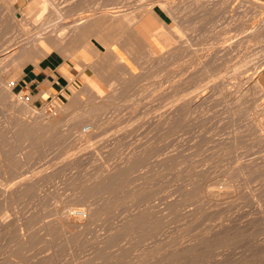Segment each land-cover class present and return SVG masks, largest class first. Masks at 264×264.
Listing matches in <instances>:
<instances>
[{"label": "rangeland", "instance_id": "obj_1", "mask_svg": "<svg viewBox=\"0 0 264 264\" xmlns=\"http://www.w3.org/2000/svg\"><path fill=\"white\" fill-rule=\"evenodd\" d=\"M34 1L0 0V52L20 35H34L56 10L67 25L73 18L96 19L108 14L106 10H118L125 21L118 15L121 23L110 24L100 16L96 23L121 27V36L135 24L131 28L150 41V24L135 18L155 10L163 23L155 19L156 25L175 42L171 47L159 44L160 52L173 48L176 53L172 51L164 64L142 55L137 65L119 45H112L135 76H125L128 82L115 76L119 79L112 78L111 86L103 85L92 70L97 58L86 47L68 58L54 50L23 67L0 64V74L9 75L5 86L16 96L7 99L0 87V264L17 259L21 264H264V136L254 129V121H263L264 115L251 111L253 85L250 92L237 94L222 88L226 84L234 91L243 76L253 74L254 83L263 89L255 102L264 107V0H226L225 6L215 0H191V6L168 0L174 2L172 11L164 6L167 0ZM143 7L149 13L144 14ZM12 13L28 15L26 30L13 23ZM107 28L95 31L108 36ZM183 42L187 45L180 48ZM61 67L67 68L71 80ZM33 72L39 81L58 73L66 80H59L62 88L57 91L49 88L42 102L34 96L26 102L22 96L27 90L20 85ZM12 81L18 84L15 88ZM88 84L102 95L115 91L107 108L71 109L69 120L57 126L30 124L43 117L53 121L59 108L80 91L88 101ZM190 90L210 96L193 112L185 108ZM25 103L30 111L22 107ZM75 118L92 125L94 134L82 140L78 131L76 137L71 132ZM75 211L85 215L76 226ZM23 237L30 240L22 242L25 247L19 243Z\"/></svg>", "mask_w": 264, "mask_h": 264}, {"label": "bare ground", "instance_id": "obj_2", "mask_svg": "<svg viewBox=\"0 0 264 264\" xmlns=\"http://www.w3.org/2000/svg\"><path fill=\"white\" fill-rule=\"evenodd\" d=\"M11 1V0H10ZM39 1V0H38ZM157 1H159V0H157ZM189 1H191V0H187V1H183V0H181V3L180 4H187V5H192V3H193V1H192V3L191 2H189ZM213 1V0H212ZM215 1H217V3H220V5L222 4V5H224V4H228L227 2H226V0H220V1H218V0H215ZM240 1V0H239ZM243 1V0H242ZM34 2H36V0L34 1ZM149 2V1H148ZM161 3H162V1H160ZM160 2L158 3V5H160ZM205 2V1H204ZM207 2V1H206ZM12 3V2H11ZM14 3V2H13ZM13 3H12V5H13ZM40 4H43L41 1L39 2ZM164 3V6H166V8H167V10H171L172 11V9H173V7H174V2H172V1H165V2H163ZM216 3V2H215ZM194 4V3H193ZM196 4V3H195ZM204 4V3H203ZM153 5L154 6H156L157 5V2H154L153 3ZM157 5V6H158ZM176 5V4H175ZM190 5V6H191ZM210 5V4H209ZM213 5V4H212ZM216 5V4H215ZM218 5V4H217ZM216 5V6H217ZM220 5H218V6H220ZM221 5V6H222ZM145 6H147V4H145ZM151 6V5H150ZM161 7H162V5H160ZM194 6V5H193ZM215 6V7H216ZM225 6V5H224ZM80 7V6H79ZM142 7V6H141ZM148 7V6H147ZM146 7V8H147ZM183 7V6H182ZM199 7V6H198ZM210 7V6H209ZM236 7V6H235ZM237 7H239L238 5H237ZM117 8V7H116ZM145 7H143V9H144ZM145 8V9H146ZM155 8V7H154ZM165 8V9H166ZM189 8V7H188ZM144 9V10H145ZM148 9V8H147ZM150 9H152V6H151V8ZM149 9V10H150ZM162 9V8H161ZM110 10V9H109ZM220 10V9H219ZM245 10V9H244ZM244 10H242V11H244ZM257 10V9H256ZM96 11V10H95ZM107 12H108V14H106L105 16H103V14H102V16L101 15H99L98 16V14H97V16L100 18V16L102 17V21L104 22V20H103V18L105 17V18H107V20H108V22L110 21V24H115V23H111V22H115V21H119L118 19H121L122 17H121V15L119 14V13H116L117 11H108V10H106ZM105 11V12H106ZM226 11V10H225ZM60 11L59 10H56L55 12H54V16H53V19L52 20H50V21H48V22H46V24L45 25H43V26H41L40 28H39V30L34 34V35H29V37H25V38H23L21 35H20V37H18L19 39L17 40V41H15L12 45H9L7 48L5 47V49L4 50H1V52H3V54L2 55H5L4 56V58H2V59H0V64L2 63V65L4 64V65H6V64H9V63H16V65H19V66H25V65H27L29 62H35V59L37 58V57H40V58H45V56H47V55H49L52 51H54V50H57V51H61V54L63 53L64 54V57H66V58H68L69 56H71L73 53H75V52H78L81 48H83V47H86V48H88V50H89V52L91 53V54H93V55H95L96 56V58H97V60H96V63L94 64V63H92L91 64V66H92V70L93 71H95L97 74H98V76H99V78L101 79V81H102V83H103V85H105V86H111V81H112V78H114L115 76H121V77H123V79H125V76H127V75H129V77H130V79L133 77V76H135V73H134V68L129 64V63H126L125 62V60H124V57H122L121 55H119L113 48H112V45H114V44H117V46L119 45L122 49H123V51H124V53H125V55L127 56V57H129V58H131L132 59V61H134L135 63H136V60H138V62H140L139 61V59L142 57V55H148V56H152V57H156V61L160 64L161 62H163V64H164V60H167L166 58L167 57H169V55L171 54V52L172 51H174L175 52V50L173 49V48H169L170 50L168 51V52H166V53H164V52H160L161 51V49H160V46L161 45H163V46H165V47H171L172 46V44L174 43L175 44V42H171L170 40H169V38H170V35H169V38L167 37L168 35L166 34V32L165 31H162V29H160L157 25H156V21H158L156 18L157 17H155L156 16V12H155V10H153V11H151L152 12V15H150L151 14V12H150V14H149V16H146V15H140V17L139 18H135V19H138V20H140V21H143V22H146L147 24H150L149 26V28L151 29V32H152V34L151 35H149V40L150 41H145L144 39H143V37H142V35H141V33H139L138 31H136V30H134V29H132L131 27L132 26H134V25H132L131 27L130 26H128L129 28H127L128 29V33L125 35V36H121V34H123L122 33V30L119 28V27H113V25H112V27H108V28H110L109 29V33H110V35H108V36H106L108 33H107V31H106V33L107 34H105V36H103V35H99V30H98V32L97 31H95V30H97L99 27H100V29L102 28L101 27V25H102V23L99 21V24H100V26L96 23L97 21H96V19L98 18L97 16V18L96 19H94V18H92V16H90V17H87V16H85L84 17V15H83V17L84 18H82V17H80L79 15V17L81 18H79V19H76V18H73V20H72V22H70L68 25L64 22V20H65V18L66 17H63V16H61V14L59 13ZM141 12V11H140ZM139 12V13H140ZM146 12H148V11H146L145 10V12H144V14L146 13ZM167 12V11H166ZM169 12V11H168ZM33 13V12H32ZM35 13V12H34ZM33 13V14H34ZM62 13H64V12H62ZM70 13V12H69ZM81 13V12H80ZM96 13H98V12H96ZM95 13V14H96ZM100 13V12H99ZM149 13V12H148ZM67 14V13H66ZM141 14V13H140ZM147 14V13H146ZM171 14V13H170ZM174 14V13H173ZM63 15V14H62ZM121 17V18H119V16ZM155 15V16H154ZM227 15V14H226ZM231 15V14H230ZM240 15H241V13H240ZM31 16V15H30ZM69 16H70V14H69ZM71 16H73L72 14H71ZM93 16H95L94 14H93ZM125 16V15H124ZM154 16V17H153ZM137 17V16H136ZM10 18H11V20L13 21V23H16V25H19V27H21V29H23V30H26V22L29 20V17H28V15L27 14H24V13H22V14H16V13H12L11 15H10ZM72 18V17H71ZM98 18V19H99ZM244 18V17H243ZM31 19V18H30ZM123 19L124 18H122V20H120L121 22H123ZM155 19H156V21H155ZM159 19V18H158ZM224 19V18H223ZM238 19V18H237ZM236 19V20H237ZM240 19V18H239ZM95 21V23H93V25L94 26H96V25H98L97 26V29H95L94 27H93V25H91V22L92 21ZM119 21V23H121ZM124 21H125V19H124ZM131 21V20H130ZM137 20H135L134 21V23L136 22ZM231 21V20H230ZM105 22H107L106 21V19H105ZM107 22V23H108ZM137 22H139V21H137ZM136 22V23H137ZM228 22V21H227ZM106 23V24H107ZM128 23V22H127ZM158 23H159V21H158ZM161 23H162V21H161ZM161 23H159V24H161ZM225 23V22H224ZM84 24V25H83ZM96 24V25H95ZM104 24V23H103ZM103 25V28L102 29H106L107 27H104V26H107V25ZM123 24V23H122ZM145 24V23H144ZM163 24V23H162ZM117 25V24H116ZM120 25V24H119ZM118 25V26H119ZM122 26V25H121ZM145 26H147L148 27V25H146L145 24ZM263 26V25H262ZM82 27V28H81ZM165 27V26H164ZM166 27H167V25H166ZM81 28V29H80ZM108 28H107V30H108ZM162 28V27H161ZM240 28V27H239ZM65 29H68V30H66V31H64ZM102 29H101V31H102ZM119 29H120V31H119ZM126 28H125V30H127ZM169 29V28H168ZM80 30V31H79ZM238 30V29H237ZM104 32H105V30H103ZM242 31V30H241ZM104 32H102V33H104ZM170 32V31H169ZM253 32V31H252ZM255 32V31H254ZM253 32V33H254ZM261 32V31H260ZM165 33V34H164ZM101 34V33H100ZM119 34H120V36H119ZM18 35V34H17ZM237 35V34H236ZM257 37V36H256ZM104 38H109V42H106V41H104L105 39ZM120 38H122L121 39V41L119 40ZM193 38V37H192ZM250 38V37H249ZM111 39V40H110ZM112 39H115V41H116V39L118 40L117 42H112ZM175 39V38H174ZM179 39V38H178ZM196 39V38H195ZM199 39V38H198ZM241 39V38H240ZM129 40H132V42L131 41H129ZM173 40V39H172ZM188 40V39H187ZM194 40V39H193ZM94 41H96L100 46H105V47H107L106 48V50L107 51H105V52H103V50L101 49V47H99L97 44H95L94 43ZM114 41V40H113ZM177 41V40H176ZM181 41V40H180ZM238 41H239V39H238ZM100 42V43H99ZM112 42V43H111ZM158 42V43H157ZM197 42H198V40H197ZM245 42V41H244ZM252 42V41H251ZM111 43V44H110ZM193 43H195V42H193ZM238 43V42H237ZM3 44V43H2ZM159 44H160V46H159ZM181 44V43H180ZM189 44V43H188ZM192 44V43H191ZM253 44H254V42H253ZM5 45V44H4ZM186 45H187V42H183L182 44H181V46L179 45V47L180 48H184V47H186ZM190 46V45H189ZM194 46V45H193ZM244 46V45H243ZM248 46V45H247ZM177 48V49H180V48ZM195 47V46H194ZM202 47V46H201ZM226 48H228L227 46H225ZM175 48V47H174ZM240 48V47H239ZM245 49V48H244ZM182 50V49H181ZM230 50V49H229ZM247 50V49H246ZM187 51V50H186ZM239 51V50H238ZM0 52V53H1ZM5 52V53H4ZM177 52H178V50H177ZM180 52V51H179ZM247 52V51H246ZM60 53V52H59ZM176 53V52H175ZM186 53V52H185ZM230 53V52H229ZM239 53V52H238ZM250 53V52H249ZM1 54H0V56H2ZM180 55V54H179ZM184 55V54H183ZM195 55V54H194ZM245 55H246V53H245ZM248 55V54H247ZM147 56V57H148ZM174 56H175V54H174ZM225 56V55H224ZM251 56V55H250ZM171 57V56H170ZM225 57H227V56H225ZM257 57V56H256ZM145 58H146V56H145ZM170 59V58H169ZM207 59V58H206ZM225 59V58H224ZM227 59V58H226ZM256 59V58H255ZM257 59H259L258 57H257ZM256 59V60H257ZM150 60V59H149ZM152 60V59H151ZM253 60V59H252ZM263 60V59H262ZM174 61V60H173ZM227 61V60H226ZM250 61V60H249ZM137 62V63H138ZM171 62V61H170ZM205 62V61H204ZM209 62V61H208ZM219 62V61H218ZM136 63V64H137ZM143 63V62H142ZM151 63V62H150ZM153 63H155V62H153ZM175 63V62H174ZM221 63V62H220ZM246 63V62H245ZM36 64V63H35ZM162 64V65H163ZM219 64V63H218ZM242 64V63H241ZM251 64V63H250ZM249 64V65H250ZM254 64V63H253ZM259 64H260V60H259ZM262 64H263V62H262ZM82 67H83V69L85 70L86 68H85V63L84 62H82L81 61V64H80ZM138 65V64H137ZM165 65H166V63H165ZM204 65V64H203ZM205 65H207V64H205ZM214 65H215V62H214ZM261 65V64H260ZM90 66V65H89ZM139 66H140V64H139ZM161 66V65H160ZM207 66H209V65H207ZM206 66V67H207ZM219 66V65H218ZM12 67V66H11ZM142 67V66H141ZM192 67V66H191ZM220 67V66H219ZM226 67V66H225ZM237 67V66H236ZM172 68V67H171ZM221 68V67H220ZM239 68V67H238ZM252 68H253V65H252ZM251 68V69H252ZM258 68H260V67H258ZM213 69V68H212ZM5 70V69H4ZM199 70H200V68H199ZM217 70V69H216ZM237 70V69H236ZM255 70V69H254ZM189 71V70H188ZM253 71V70H252ZM258 71V70H257ZM181 72V71H180ZM211 72V71H210ZM209 72V73H210ZM240 72V71H239ZM10 73V72H9ZM187 73V72H186ZM201 73V72H200ZM213 73V72H212ZM234 73V72H233ZM191 74V73H190ZM235 74V73H234ZM226 75H227V73H226ZM237 75V74H236ZM240 75V74H239ZM253 75V74H252ZM250 76V75H248V76H243L241 79H240V83H239V85H237V89L236 90H231V89H229V88H226V84H223L222 85V88L227 92H229L230 94H237V93H240V92H242L244 89L246 90V89H248V87L250 88V85L252 86H254V88H255V97H254V100H253V98H252V100H253V102H252V107H251V111H254L255 112V110L257 111V112H259L260 114H263L264 115V107H262L261 106V104H258V103H256L255 102V100L256 101H258V98H257V96L258 95H261V94H263L262 93V91H263V89L261 88V87H259V85H257V83H254V78H253V76ZM257 75V74H256ZM8 73H7V71H3V73H1L0 74V87L2 88V91H4V95H5V97L7 98V99H11V100H13V98H16V96H14L15 94L11 91V88H7L6 86V84H5V81L7 80V78H8ZM178 76V75H177ZM221 76H223V74H221ZM255 76V75H254ZM121 77H119V78H121ZM224 77V76H223ZM227 77V76H226ZM239 77H241V76H239ZM116 79H119V78H117V77H115ZM134 78V77H133ZM132 78V79H133ZM179 78V77H178ZM198 78V77H197ZM217 78V77H216ZM127 79V78H126ZM125 79V81H127ZM182 79V78H181ZM186 79V78H185ZM193 79H194V77H193ZM193 79H191V81L193 80ZM115 80V79H114ZM121 80H122V78H121ZM232 80V79H231ZM256 80V79H255ZM124 81V80H123ZM130 81V80H129ZM182 81V80H181ZM224 81V80H223ZM227 81V80H226ZM239 81V80H238ZM128 82V81H127ZM179 82V81H178ZM194 82V81H193ZM219 82V81H218ZM256 82V81H255ZM177 83V82H176ZM181 83V82H180ZM201 83V82H200ZM229 83V82H228ZM115 84V83H114ZM183 84V83H182ZM189 84V83H188ZM193 85L195 84V83H192ZM191 83L189 84V85H192ZM199 84V83H198ZM231 84V83H230ZM6 85V86H5ZM120 85V84H119ZM122 85V84H121ZM120 85V86H121ZM128 85V84H127ZM176 85V84H175ZM211 85V84H210ZM177 86H178V83H177ZM185 86V85H184ZM228 86V85H227ZM93 87H94V85H91V84H88V87H86L87 89H86V91H87V93H86V91L84 92V94H86V95H88V101H85V100H83L82 98H81V91L80 92H78V93H75V96H74V98H72L71 100V102L68 104V105H66V106H63L62 108H59V110H58V114L59 115H57L58 117H56V119H54L53 121L51 120V121H49V122H47L46 120V118H41L40 120H36V119H34L33 121H32V119H31V121L33 122H31L30 124H33V125H37V126H42V127H44V126H46V128L47 127H50V126H57V125H60V123L62 124V123H64L65 121H66V119H68L67 118V113L69 112V111H71V109L72 110H75V109H81V110H85V111H87L86 109H88L91 105H97V106H99V107H106L107 108V106L109 105V104H107V102L109 101V100H111L112 99V97L115 95V91H108L107 92V95H102V92L103 91H100V89H99V91H95L94 89H93ZM113 87V86H112ZM115 87V86H114ZM182 87V86H181ZM207 87H208V85H207ZM221 87V86H220ZM110 88V87H109ZM123 88H125V86L123 87ZM191 88L193 89L194 87H192L191 86ZM231 88V87H230ZM185 89V88H184ZM188 89V87H186V90ZM194 89H196V88H194ZM233 89V88H232ZM125 90V89H124ZM213 90V89H212ZM218 90V89H217ZM250 90H251V88H250ZM250 90L248 89V91L250 92ZM191 91V90H190ZM222 91V90H221ZM247 91V92H248ZM192 92V91H191ZM195 92H197V90L196 91H194L193 90V92H192V96H191V93H190V95L189 96H191V97H189L190 99L187 101V102H185V103H187V104H185V108L187 109V111L188 110H194V109H197V107L198 106H200L202 103H203V101H205L206 99H209V95H208V92H205V93H203V94H199L198 92L197 93H195ZM121 93V92H120ZM177 93V92H176ZM188 93V92H187ZM118 94V93H117ZM180 94V93H179ZM178 94V95H179ZM211 94V93H210ZM213 94V93H212ZM218 94V93H217ZM216 94V95H217ZM230 94H228V95H230ZM254 94V93H253ZM172 95V94H171ZM170 95V96H171ZM219 95V94H218ZM221 95V94H220ZM116 96V95H115ZM121 96H123V95H120V97ZM226 96V95H225ZM235 96V95H234ZM245 96V95H244ZM247 96V95H246ZM251 96V95H250ZM231 97V96H230ZM242 97H243V95H242ZM122 98V97H121ZM182 98V97H181ZM224 98V97H223ZM251 98V97H250ZM262 98V97H261ZM114 99V98H113ZM180 99V98H179ZM225 99V98H224ZM235 99H236V97H235ZM239 99H240V97H239ZM117 100H119V99H117ZM122 100H123V98H122ZM166 100V99H165ZM173 100V99H172ZM247 100V99H246ZM115 101V100H114ZM181 101V100H180ZM183 101V100H182ZM111 102V101H110ZM173 102V101H172ZM179 102V101H178ZM249 101H247V103H248ZM21 103V102H20ZM180 103V102H179ZM207 103V102H206ZM211 103V102H210ZM169 104V103H168ZM166 105V107L168 106L169 107V105ZM174 104V103H173ZM184 104V103H183ZM213 104V103H212ZM21 105V104H20ZM172 105V104H171ZM170 105V106H171ZM175 105H177V102H176V104ZM180 105H182V104H180ZM179 104H178V106H180ZM205 105V104H204ZM173 106V105H172ZM208 106V105H207ZM251 106V105H250ZM22 107H25L26 109H28L29 111L31 110V107H30V105H28L27 103H25V104H23V106ZM163 107H165V106H163ZM174 107V106H173ZM172 107V108H173ZM176 108H177V106H175ZM210 107V106H209ZM208 107V108H209ZM92 108H95V107H93L92 106ZM171 108V109H172ZM199 108V107H198ZM96 109V108H95ZM167 109V108H166ZM175 109V108H174ZM178 109H179V107H178ZM185 109V110H186ZM97 110H98V108H97ZM181 110H183V108L181 109ZM250 110V109H249ZM32 111H34V110H32ZM99 111H100V109H99ZM163 111H164V108H163ZM163 111H161L162 113H163ZM179 111H180V109H179ZM186 111V112H187ZM190 111V112H191ZM251 111L249 112V113H251ZM78 112H80V110H78ZM77 112V113H78ZM89 112V111H88ZM182 112V111H181ZM184 112V111H183ZM182 112V113H183ZM193 112V111H192ZM195 112V111H194ZM200 112V111H199ZM253 112V113H254ZM30 113H32V112H30ZM35 114H36V112H34ZM71 113L72 112H70V115H71ZM74 113V112H73ZM72 113V114H73ZM85 113V112H84ZM87 113V112H86ZM92 113V112H91ZM166 113H167V111H166ZM176 113V112H175ZM174 113V114H175ZM178 113V112H177ZM196 113H197V111H196ZM173 114V115H174ZM200 114V113H199ZM255 114H257V113H255ZM15 115V114H14ZM78 115V114H77ZM82 115H83V112H82ZM164 115V114H163ZM172 115V116H173ZM258 115V114H257ZM35 117H33V118H36V116L37 115H34ZM81 116V115H80ZM103 116V115H102ZM160 116V115H159ZM171 116V115H170ZM179 116H180V113H179ZM78 117H79V115H78ZM77 117V118H78ZM157 117H158V115H157ZM161 117H162V115H161ZM168 117H169V114H167L166 115V117H164L165 119H168ZM174 117V116H173ZM20 118V117H19ZM32 118V117H31ZM77 118H75V123H73V126L71 127V132L74 134V133H76V132H78V131H81V137H82V140H83V137H84V135H91V134H94V132H93V126L91 125L90 126V124H89V126H88V124H86L87 126H85L83 123H82V121H77ZM80 118V117H79ZM92 118V117H91ZM171 118V117H170ZM169 118V122H170V119ZM174 118H176V114H175V117ZM251 118H252V116H251ZM255 118V117H254ZM253 118V119H254ZM81 119V118H80ZM79 119V120H80ZM148 119V118H147ZM150 119V118H149ZM177 119V118H176ZM246 119V118H245ZM257 119V118H256ZM69 120V119H68ZM67 120V121H68ZM71 120H73V118L71 119ZM85 120V119H84ZM96 120V119H95ZM107 120V119H106ZM162 120V119H161ZM99 121V120H98ZM158 121H159V119H158ZM165 121V120H164ZM163 121V122H164ZM252 121V120H251ZM264 121V120H263ZM263 121H261V120H255L254 121V129L256 130V132H258V133H260V135L261 136H264V123H263ZM68 122H70V121H68ZM92 122V121H91ZM160 122V121H159ZM163 122H161V123H163ZM29 123V122H28ZM95 123V122H94ZM25 124V123H24ZM99 124V123H98ZM167 124V123H166ZM65 125V124H64ZM80 125H84L85 126V128H84V130H82V127H81V130L79 129L80 128ZM159 125V124H158ZM164 125V124H163ZM253 125V124H252ZM68 126V125H67ZM71 126V125H70ZM159 127V126H158ZM34 128V127H33ZM38 128V127H37ZM36 128V129H37ZM253 129V128H252ZM39 130V129H38ZM37 130V131H38ZM42 131V130H41ZM32 132V131H31ZM34 132V131H33ZM70 132V131H69ZM22 133V132H21ZM39 133H42V132H39ZM46 133V132H45ZM68 133V132H67ZM26 134V133H25ZM37 134V133H36ZM76 134H79V132L78 133H76ZM76 134H74L75 136H76ZM28 135V134H27ZM98 135V134H97ZM24 136V135H23ZM94 136V135H93ZM25 137V136H24ZM77 137V136H76ZM80 137V138H81ZM88 137V136H87ZM86 137V138H87ZM95 137V136H94ZM22 138V137H21ZM29 138V137H28ZM85 138V137H84ZM91 138V137H90ZM264 138V137H263ZM89 139V138H88ZM261 139V138H260ZM34 143V142H33ZM146 146V145H145ZM136 150V149H135ZM139 152V151H138ZM144 155V154H143ZM263 159V158H262ZM119 164V163H118ZM264 164V163H263ZM126 165V164H125ZM122 166V165H121ZM128 166V165H127ZM116 169V168H115ZM119 170V169H118ZM126 171V170H125ZM122 179V178H121ZM220 191V190H219ZM218 192V191H217ZM213 195H215V196H220L219 194H217V193H214ZM65 211H67V210H65ZM76 215H77V221L76 222H72L73 224H75V226H76V224L78 225V223H80V222H82L83 220H84V217H85V215L83 216L82 214L84 213V212H74ZM66 220H68V219H66ZM65 220V221H66ZM69 221V220H68ZM67 221V222H68ZM70 222V221H69ZM68 222V223H69ZM71 223V222H70ZM71 223V224H72ZM71 226V225H70ZM21 236H23V235H21ZM25 236V235H24ZM28 237V236H27ZM74 237V236H73ZM21 238V237H20ZM22 239V238H21ZM125 240V239H124ZM19 241H21V240H19ZM27 241L29 242L30 240L29 239H27L26 240V238L25 237H23V240L21 241V242H19L20 243V245H21V247H25V244L27 243ZM22 242L23 243H25L24 245L22 244ZM96 242V241H95ZM28 244H30V243H28ZM106 244V243H105ZM19 245V244H18ZM28 246V245H27ZM18 247V246H17ZM16 247V248H17ZM124 248H125V246H124ZM23 251V250H22ZM169 251V250H168ZM15 255V254H14ZM175 255V254H174ZM15 258V257H14ZM13 258V259H14ZM8 259H9V257H8ZM11 259H12V257H11ZM14 260H16V258L14 259ZM18 260V259H17ZM17 260H16V263H13V264H17L18 262H17ZM174 260V259H173ZM19 261V260H18ZM9 262V261H8ZM20 262V261H19ZM10 264V263H9ZM19 264V263H18ZM20 264H21V262H20Z\"/></svg>", "mask_w": 264, "mask_h": 264}, {"label": "crops", "instance_id": "obj_3", "mask_svg": "<svg viewBox=\"0 0 264 264\" xmlns=\"http://www.w3.org/2000/svg\"><path fill=\"white\" fill-rule=\"evenodd\" d=\"M60 71L68 79L70 78L71 75L68 73L67 68L61 67ZM63 75L58 73L55 78H52V79L48 78L47 81L50 82L48 84L46 83L47 81H45L44 79L42 81H39L38 74L36 72L29 73L28 75H25L22 78L24 86L23 85H20V86H21V89L27 90V94L37 97L36 102L39 103L44 100V97L46 96V93H48L47 90H49V88H52L54 91H57L59 87L62 88V85L59 82V80L61 81L66 80V77Z\"/></svg>", "mask_w": 264, "mask_h": 264}, {"label": "built area", "instance_id": "obj_4", "mask_svg": "<svg viewBox=\"0 0 264 264\" xmlns=\"http://www.w3.org/2000/svg\"><path fill=\"white\" fill-rule=\"evenodd\" d=\"M17 85L18 84H17L16 81H12L10 83V86L13 87V88H15ZM31 98H32V96L29 95V94H25V95L22 96V99L25 100L26 102H30L31 101Z\"/></svg>", "mask_w": 264, "mask_h": 264}]
</instances>
